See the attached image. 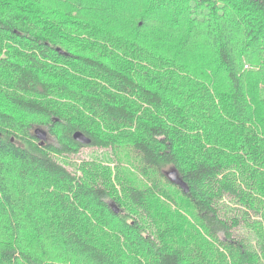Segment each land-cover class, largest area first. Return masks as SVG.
Listing matches in <instances>:
<instances>
[{"label": "trees", "instance_id": "trees-1", "mask_svg": "<svg viewBox=\"0 0 264 264\" xmlns=\"http://www.w3.org/2000/svg\"><path fill=\"white\" fill-rule=\"evenodd\" d=\"M0 264H264V0H0Z\"/></svg>", "mask_w": 264, "mask_h": 264}, {"label": "water", "instance_id": "water-1", "mask_svg": "<svg viewBox=\"0 0 264 264\" xmlns=\"http://www.w3.org/2000/svg\"><path fill=\"white\" fill-rule=\"evenodd\" d=\"M57 51L60 54H63V52L60 49H57ZM35 133L38 135V137L40 139H42L44 136V133L41 132L39 129H36ZM75 139H79L81 142H84V143L88 142V140L86 138H84L81 134H76ZM166 177L170 183L181 188V190H183L184 193H187V191H188L187 186L180 180V178L177 176L175 170H170V172L168 174L166 173Z\"/></svg>", "mask_w": 264, "mask_h": 264}, {"label": "rangeland", "instance_id": "rangeland-1", "mask_svg": "<svg viewBox=\"0 0 264 264\" xmlns=\"http://www.w3.org/2000/svg\"><path fill=\"white\" fill-rule=\"evenodd\" d=\"M245 68H247V66H245ZM101 152H102V150H98L96 148L86 147V148L81 149V151L77 155L72 156L70 158V160H72L75 163H79L81 161L91 160L94 156H99L98 158H100ZM68 170H70V168H68ZM169 172H170V170H167L165 172V176H166V173L168 174Z\"/></svg>", "mask_w": 264, "mask_h": 264}, {"label": "bare ground", "instance_id": "bare-ground-1", "mask_svg": "<svg viewBox=\"0 0 264 264\" xmlns=\"http://www.w3.org/2000/svg\"><path fill=\"white\" fill-rule=\"evenodd\" d=\"M116 1V0H115ZM118 2V1H117ZM129 13H130V11H129ZM127 14H128V12H127ZM128 16V15H127ZM132 16V15H131ZM132 22V21H131ZM127 29V28H126Z\"/></svg>", "mask_w": 264, "mask_h": 264}]
</instances>
